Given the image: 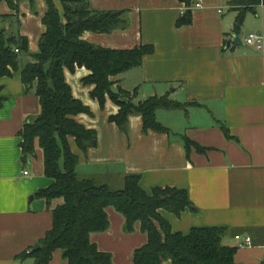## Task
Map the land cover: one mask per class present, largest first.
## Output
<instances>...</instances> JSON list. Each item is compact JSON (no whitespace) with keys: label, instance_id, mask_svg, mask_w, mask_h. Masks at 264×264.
<instances>
[{"label":"crops","instance_id":"obj_1","mask_svg":"<svg viewBox=\"0 0 264 264\" xmlns=\"http://www.w3.org/2000/svg\"><path fill=\"white\" fill-rule=\"evenodd\" d=\"M52 1L64 22L62 4ZM84 1L90 11L124 12L126 20L107 35L85 33V42L118 51L153 47L138 68L117 76V84L137 91L135 103L156 97L178 107L156 112L166 133L144 132L136 115L120 128L109 120L119 107L108 98L101 107L91 98L93 86L83 83L90 73L84 67L73 73L65 69L73 98L88 109L73 120L96 137L85 152L68 137L70 152L78 158V178L121 185L133 174L140 176L139 187L147 194L157 187L185 190L195 211L187 208L176 216L160 210L172 233L223 228L222 243L235 247L236 264H264V7L246 11L237 31L238 8L230 5L235 0H204L196 10L182 0ZM17 5L15 12L0 0V17H9L7 34L27 41V53L17 57V72L0 78V264H35L18 258L52 230L53 214L38 196L52 180L44 175L39 148L32 156L22 153L24 124L41 109L35 85L27 88L20 74L39 51L47 4L21 0ZM188 10L191 23L176 26ZM251 34L263 37L261 49L245 42ZM185 138L204 150L185 149ZM106 212L109 229L91 234L90 242L113 264H133V252L147 243L146 234L138 223L124 232L123 216L113 208ZM235 237H249L250 246L238 247ZM51 259L50 264H67L59 250Z\"/></svg>","mask_w":264,"mask_h":264},{"label":"trees","instance_id":"obj_2","mask_svg":"<svg viewBox=\"0 0 264 264\" xmlns=\"http://www.w3.org/2000/svg\"><path fill=\"white\" fill-rule=\"evenodd\" d=\"M17 12L21 0H5ZM62 4L64 22L60 18L55 3L47 4L42 18L44 33L40 38L32 62L20 74L27 88L35 85L39 100L40 114L32 122L24 124L21 132V149L25 156L34 155L35 148L43 154V169L51 186L38 193L53 214L52 230L38 241V245L19 256V260L33 259L35 264H50L53 253L59 250L67 264H113L109 254L98 251L90 242L91 234L109 229L106 209L113 208L125 219L124 232H132L134 224L141 226L147 243L133 252V264H236L235 247L223 245V228L192 229L188 235L172 233L170 225L163 219L160 210L180 216L193 209L185 190L157 187L150 194L139 187L140 176L128 174L122 184L101 179L78 178L76 167L78 158L70 152L68 137L74 138L79 150L85 152L92 147L96 137L94 132L77 124L73 117L88 113L80 101L73 98L65 81L64 70L73 73L84 67L90 74L83 79L85 85L93 86L91 98L102 107L106 98L117 107L118 113L110 117L118 127L125 128L131 115L141 117L143 131L166 133L158 120V110L178 107L166 98H149L134 102L137 91H112L117 84V76L138 68L143 56L150 55L153 47L140 46L134 50H112L91 46L83 40L87 32L108 34L126 25L124 12L90 11L84 0H59ZM187 7L193 0H182ZM238 8L235 29L243 23L246 11L256 6L264 7V0H235L230 4ZM9 17H0V78L11 77L17 72V57L27 53V41L18 34H7L5 24ZM188 10L176 23L180 27L191 23ZM17 51V52H16ZM1 100V98H0ZM223 132L228 138L226 129ZM184 147L203 151L187 138Z\"/></svg>","mask_w":264,"mask_h":264},{"label":"built area","instance_id":"obj_3","mask_svg":"<svg viewBox=\"0 0 264 264\" xmlns=\"http://www.w3.org/2000/svg\"><path fill=\"white\" fill-rule=\"evenodd\" d=\"M204 0H194L192 6L190 9L196 10L203 6ZM245 42L248 45L254 46L256 49H261L263 45V37L255 34H251L248 36V38L245 40ZM17 52V51H16ZM24 175H28V172H24ZM237 240H239L238 247H249L251 244V239L248 237L246 239H240L238 237H235Z\"/></svg>","mask_w":264,"mask_h":264},{"label":"rangeland","instance_id":"obj_4","mask_svg":"<svg viewBox=\"0 0 264 264\" xmlns=\"http://www.w3.org/2000/svg\"><path fill=\"white\" fill-rule=\"evenodd\" d=\"M125 90L124 88L122 89L118 84H116L115 86H113V88H112V91H114V92H119L118 90ZM126 91V90H125ZM129 92V91H128ZM130 93H132V92H130Z\"/></svg>","mask_w":264,"mask_h":264},{"label":"water","instance_id":"obj_5","mask_svg":"<svg viewBox=\"0 0 264 264\" xmlns=\"http://www.w3.org/2000/svg\"><path fill=\"white\" fill-rule=\"evenodd\" d=\"M234 40H235V38H234ZM93 145H95V142H93ZM36 250H37V249H34L33 252L36 251Z\"/></svg>","mask_w":264,"mask_h":264}]
</instances>
